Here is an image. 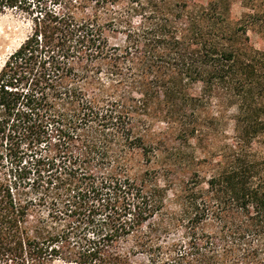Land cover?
Listing matches in <instances>:
<instances>
[{
  "label": "trees",
  "instance_id": "trees-1",
  "mask_svg": "<svg viewBox=\"0 0 264 264\" xmlns=\"http://www.w3.org/2000/svg\"><path fill=\"white\" fill-rule=\"evenodd\" d=\"M99 1L35 15L0 68V262L80 228L81 264H264V4Z\"/></svg>",
  "mask_w": 264,
  "mask_h": 264
},
{
  "label": "rangeland",
  "instance_id": "rangeland-1",
  "mask_svg": "<svg viewBox=\"0 0 264 264\" xmlns=\"http://www.w3.org/2000/svg\"><path fill=\"white\" fill-rule=\"evenodd\" d=\"M259 4H264V0H256ZM21 2V3H20ZM70 10L74 15H91L95 14V11L103 10L102 3L97 0H20L17 2V7L5 9L0 13V68L2 67L8 56L14 52V50L30 35L35 15L41 17L45 13L50 12H65ZM244 11L243 0H232L231 3V17L233 19L240 16ZM42 13V15H40ZM250 38L253 44L258 48H264L263 36L259 34L250 33ZM192 91L198 92L199 86L194 85ZM215 101V100H214ZM214 103H220L215 101ZM211 108V107H210ZM220 108V107H217ZM213 110V108H212ZM231 112V111H230ZM206 112H203L202 118H205ZM164 126V125H163ZM230 130V129H229ZM169 134V133H168ZM170 136V135H168ZM205 142H202L204 145ZM185 146L175 145V149L171 151H164L162 159L168 160L171 158L169 152L183 153ZM179 148V149H178ZM181 149V150H180ZM206 149L200 148V152L203 153ZM199 150L198 153L200 154ZM36 174H30V182L33 181ZM41 189L30 194L31 197H39L41 194ZM171 194V199H173ZM37 199V198H36ZM31 217L37 218L39 215L47 213L49 210L45 206L39 208H31ZM40 217V216H39ZM32 218V219H33ZM44 218V217H43ZM69 221H71L69 219ZM52 226L59 230L62 225L50 222ZM68 223V222H67ZM82 235L80 228L72 229L69 235L68 243H64L60 249L59 255L52 258H46L40 261L30 259V257L25 258L24 264H81L78 263L76 259L77 252L79 251L80 240L78 236ZM174 235H172V238ZM136 261L145 260L142 256H139ZM216 260L220 264H228V258H226L222 251L216 255ZM10 261V260H9ZM8 261V262H9ZM187 264H206L202 256H189L186 258ZM0 264H11V262L6 263V261L0 262Z\"/></svg>",
  "mask_w": 264,
  "mask_h": 264
}]
</instances>
